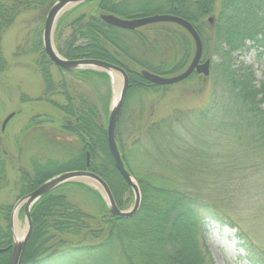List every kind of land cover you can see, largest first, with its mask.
I'll return each mask as SVG.
<instances>
[{"label":"trees","instance_id":"16d2710c","mask_svg":"<svg viewBox=\"0 0 264 264\" xmlns=\"http://www.w3.org/2000/svg\"><path fill=\"white\" fill-rule=\"evenodd\" d=\"M56 1L0 0V73L7 67L2 52L4 33L20 14L35 12L40 25L34 29L32 40L18 48L17 55L36 54L35 63L44 81V91L38 99L54 104L61 111L63 119L57 121L59 130L80 142L79 147L70 145L69 151L73 153L56 161L52 171H46L52 161L48 159L44 165L36 164L33 172H21L20 179L13 184L19 191L17 197L59 173L89 169L106 181L117 205L126 209L134 196L109 151V105L103 110L66 76L90 83L92 77L109 81V74L96 69L67 72L56 66L43 48L42 26ZM156 2L151 13L134 0L80 3L59 18L54 32L56 49L64 58L99 59L122 67L128 74L129 88L118 123L117 141L125 165L141 190L139 211L130 218L95 216L84 211L68 192L72 187L85 189L104 203L100 192L83 182L64 183L32 206L33 229L21 264H215L209 246L199 233L208 222L234 225L223 207L198 190L200 184L210 183L209 180L202 178L195 187L199 174L213 166L197 147L201 136L195 134L194 141L188 140L190 130L185 121L191 122L194 110L176 111L157 122H141L136 129L140 137L131 144H126L121 134L125 113L129 111V97L142 88L167 87L150 83L141 70L159 75L180 72L191 59L190 34L169 22L135 30L122 29L106 23L101 13L125 18L170 13L190 21L202 38L203 58L211 60L208 79L214 87L211 105L195 112L210 120L211 129L217 132L222 146H234L236 153L250 157L253 166L262 167L264 172V79L257 81L252 66L239 61L236 55L242 49H256L258 56H264V0ZM87 4L95 6L92 12L74 15ZM152 55L158 57L156 62L150 61ZM52 68L57 70L56 76ZM55 96L62 97L64 102ZM140 114H133V127L142 121ZM53 123H56L53 117L38 114L30 118L27 129ZM135 152L142 157L140 164L134 162ZM260 157L263 159L257 161ZM8 168L7 151L0 139V190L11 185ZM189 169L192 171L186 172ZM195 172L198 176L193 177L191 173ZM12 208L13 204L0 203V249H7L0 253V264L10 263L14 242ZM241 246L247 252L249 264H264L263 256L253 252L246 243Z\"/></svg>","mask_w":264,"mask_h":264},{"label":"rangeland","instance_id":"374dc122","mask_svg":"<svg viewBox=\"0 0 264 264\" xmlns=\"http://www.w3.org/2000/svg\"><path fill=\"white\" fill-rule=\"evenodd\" d=\"M134 2L147 13L153 12L157 3L156 0H134ZM94 7L92 4H87L74 15L84 11L92 12ZM73 8L75 7L69 10ZM38 25L40 23L36 20L35 12H24L17 17L2 38V52L7 67L0 73V139L7 151L11 185L7 189L0 190V203L15 204L19 200L17 197L19 191L13 184L20 179L21 172H33L36 164L44 165L48 159L52 161L46 171H52L57 166L56 161L73 153L69 151L70 145L79 147L80 144L72 135L59 130L57 121L63 119L61 111L54 104L38 99L43 94L44 81L35 63L36 54L17 55L18 48L32 40L33 31ZM192 44L191 59L195 51L193 40ZM258 54L256 49H242L236 55L239 61L252 66L257 81H260L264 79V56ZM163 58L169 59L168 56ZM157 60L158 57L154 55L150 57L151 62ZM52 69L56 76L57 70ZM113 75L110 74L109 81L101 77H92L90 83L72 78L70 75L66 76L105 110V106L109 105L110 109L117 100V85L120 83L122 87L123 84V76L120 73L117 74V78ZM210 83L208 77L196 74L190 79L159 90L150 87L135 91L129 97L127 107L129 113H125L121 134L126 144H131L140 137L136 129L141 122H157L176 111L194 110L191 122L185 121L186 128L190 130L187 132L188 140L194 141L195 134L201 136L202 141L197 147L213 166L199 174L195 187L200 184V179L209 180L210 183L200 184L198 190L203 191L207 198H211L223 207L232 217L231 221L234 224L232 227L229 223L208 222L202 233H199L200 238L202 237L209 246L215 264H249L242 243H246L253 252L264 257V172L262 167L253 166L250 157L236 153L234 146H222L217 132L211 129L210 120L203 119L198 112H195L200 108L208 107L213 102L214 87L212 88ZM55 99L64 102L60 96H55ZM130 112L135 116L140 114L142 117V121L137 122L134 127V117ZM12 113L14 116L9 119L3 130L4 122ZM38 114L51 116L56 123L27 129L30 118ZM187 115L189 116L190 113ZM181 129L186 131L183 127ZM137 152L134 153L136 154L134 162L140 164L142 157ZM262 159L263 157H260L257 161ZM191 171L192 169H189L186 172ZM191 175L196 177L198 173ZM85 183L94 189H99L93 182ZM68 196L84 211L95 216H101L108 211L104 194H102L104 203L95 194L77 187L70 188ZM133 205L134 197L123 210H128ZM18 222L21 229L27 227L23 207L19 211ZM15 236L17 237L16 233Z\"/></svg>","mask_w":264,"mask_h":264},{"label":"water","instance_id":"95a60500","mask_svg":"<svg viewBox=\"0 0 264 264\" xmlns=\"http://www.w3.org/2000/svg\"><path fill=\"white\" fill-rule=\"evenodd\" d=\"M92 0H57L48 10L43 32H42V42L43 48L50 58V60L58 67L73 72L79 69H97L106 71L111 74L113 71L118 72L123 76V84L120 89L119 96L117 100L111 106L108 116V124H107V140L110 154L114 160L115 166L125 181L130 185L134 193V205L132 208L128 210L120 209L114 199L112 191L109 185L106 183L104 179H102L96 173L88 170V169H79V170H71L63 173H59L54 175L44 181L41 185H39L36 189L29 192L28 194L21 197L13 206L12 214H11V230L14 237L12 253L9 264H21L22 258L24 256V252L27 246L28 239L32 233L33 229V221L31 217V208L34 203L46 193L52 191L56 187L72 181H82V182H93L97 187H99L102 194L105 195V199L108 203V212L109 216L130 218L137 214L141 205V191L136 179L132 176V174L127 169L125 162L122 158V155L119 150L118 142H117V128L118 122L121 114V109L127 95V91L129 88V78L127 72L120 66L109 63L107 61L99 60V59H66L61 56L55 48L54 44V31L56 24L59 18L71 7H74L80 3L88 2ZM100 17L109 25H113L122 29L134 30L140 28L142 26L159 23V22H171L176 23L182 26L185 30L189 32L192 36L195 43V52L194 56L189 63V65L180 73L172 76H162L156 73H153L149 70H142L141 74L147 81L151 82L155 85H172L178 82H181L188 78L191 74L197 73L204 75L205 77L210 74V59H206L202 61L203 55V42L202 39L194 27V25L185 18L180 16L170 14V13H157L153 15L140 16L134 18H123L117 16L112 13H102ZM210 21L213 19L210 17ZM13 116V113L6 119L3 125V129L6 126V123ZM89 161V157H87ZM89 165V162L87 163ZM23 206L24 214L27 221V230L22 238H18L15 236L14 232V215L15 209L18 205ZM7 249H0V253L6 251Z\"/></svg>","mask_w":264,"mask_h":264},{"label":"bare ground","instance_id":"6f19581e","mask_svg":"<svg viewBox=\"0 0 264 264\" xmlns=\"http://www.w3.org/2000/svg\"><path fill=\"white\" fill-rule=\"evenodd\" d=\"M114 75V78H117L118 77V73L117 72H112ZM117 73V74H116ZM120 89H121V85L120 83L117 85V88H116V96L118 97L119 96V93H120ZM21 205L19 204L17 206V208L15 209V215H14V230H15V233L17 235L18 238H22L27 230V227H25L24 229H21L20 226H19V222H18V215H19V211L21 209Z\"/></svg>","mask_w":264,"mask_h":264}]
</instances>
